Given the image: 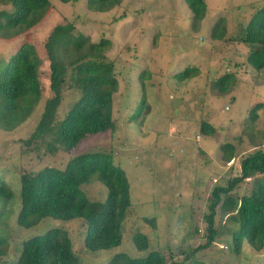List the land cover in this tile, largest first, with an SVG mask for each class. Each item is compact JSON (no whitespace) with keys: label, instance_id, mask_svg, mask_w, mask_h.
<instances>
[{"label":"rangeland","instance_id":"1","mask_svg":"<svg viewBox=\"0 0 264 264\" xmlns=\"http://www.w3.org/2000/svg\"><path fill=\"white\" fill-rule=\"evenodd\" d=\"M84 1L48 0L36 28L9 40L0 39V64L23 40L33 43L41 56L37 74L40 98L16 127L0 128V181L12 193L8 199L0 196V237L6 240L0 264H10L16 258L22 240L50 227L66 230L81 264H105L116 252L132 257L150 250L160 251L167 260L189 264L184 253L206 241L202 218L208 211L212 187L237 175L243 156L256 147L264 150V68L256 72L246 64L249 47L234 37L264 0H204L205 14L194 28L183 0H120L105 12L88 10ZM0 9L11 10V6L0 3ZM65 20L72 23L75 34L86 35L91 41L101 37L110 41L103 54L113 62L117 79L112 94L114 129L89 134L69 151L59 148L48 153L50 136L29 145L26 141L51 94L41 45L51 26ZM217 20L224 29L220 38L211 35ZM186 66L196 68L195 73L177 80L175 74ZM224 72L232 73L235 80L227 92L219 94L212 81ZM141 89L145 100L136 113ZM80 95L78 89L62 86L54 123ZM257 102L263 105L250 122L248 111ZM200 120L210 123L214 133L200 134ZM223 142L236 148L228 162L220 158ZM86 152L109 155L111 162L124 170L129 184L130 205L120 243L96 252L83 247L85 225L81 218L63 221L44 217L29 228L15 223L20 206L19 175L43 166L62 169L71 157ZM255 177L264 180V173L237 184L231 193L237 197L246 193ZM81 189L91 201L106 196L105 186L94 176ZM143 217L153 218L154 227ZM213 228V240L191 259L203 264H261L264 245L256 251L243 239L240 252H233L231 234L238 225L217 208ZM135 231L146 235V250L134 248L131 235Z\"/></svg>","mask_w":264,"mask_h":264},{"label":"trees","instance_id":"2","mask_svg":"<svg viewBox=\"0 0 264 264\" xmlns=\"http://www.w3.org/2000/svg\"><path fill=\"white\" fill-rule=\"evenodd\" d=\"M68 3L72 0H58ZM191 15L194 28L206 11L204 0H183ZM9 4L11 10L0 9V39L9 40L36 28L44 18L48 0H0ZM120 0H85L90 11L105 12L118 5ZM224 29L217 20L211 35L222 37ZM235 40L249 47L245 62L253 71L264 68V4L257 7L248 21L238 30ZM110 41L101 37L91 41L86 35L75 34L71 22L61 21L51 26L42 42V54L48 64V88L50 96L45 100L34 131L26 144L50 136L46 152L53 153L61 148L69 151L89 134L113 131L112 94L117 88L113 62L103 54ZM35 45L26 40L14 47L0 64V128L11 130L31 113L41 94L38 69L41 63ZM196 68L186 66L175 77L183 80L190 77ZM235 77L224 72L212 81V87L219 94L227 92ZM67 82V83H66ZM76 88L81 95L54 123L56 110L61 102L62 86ZM142 86V85H141ZM136 113L144 104V92ZM257 102L248 111L253 122L262 107ZM135 113V114H136ZM200 134L211 135L214 127L205 120L198 125ZM56 146H55V145ZM58 146V147H57ZM221 160H233L235 146L229 142L219 145ZM99 152H86L71 157L62 169L43 166L35 172L19 175L20 206L15 223L23 228L36 225L42 218L51 217L67 221L81 218L85 225L83 247L96 252L119 245L122 237V223L130 205L129 184L124 170L113 164L110 156ZM238 174L229 178L224 185H214L207 203L206 241L184 253L189 264H203L192 255L205 249L213 240L215 208L217 212L237 223L231 234L232 250L240 252L244 239L250 248L259 251L264 245V180L255 177L250 189L239 197L231 191L242 181L264 173V150L256 147L239 161ZM95 177L106 188L102 201L89 200L81 185ZM10 189L0 181V196L8 199ZM154 227L153 218H142ZM196 230V229H195ZM131 242L138 251L146 250L148 240L145 234L135 231ZM6 240L0 237V256L5 253ZM10 264H81L73 252L66 230L61 227L47 228L41 234H34L21 241L18 254ZM105 264H183V261L167 260L158 250H150L144 256L129 257L125 252H116ZM261 264H264V255Z\"/></svg>","mask_w":264,"mask_h":264}]
</instances>
